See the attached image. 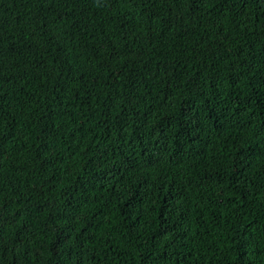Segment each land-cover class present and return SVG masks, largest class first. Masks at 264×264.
Segmentation results:
<instances>
[{
	"label": "trees",
	"instance_id": "1",
	"mask_svg": "<svg viewBox=\"0 0 264 264\" xmlns=\"http://www.w3.org/2000/svg\"><path fill=\"white\" fill-rule=\"evenodd\" d=\"M0 264H264V0H0Z\"/></svg>",
	"mask_w": 264,
	"mask_h": 264
}]
</instances>
